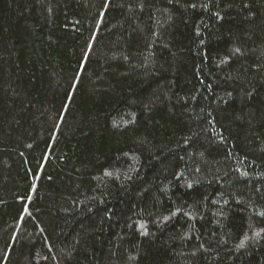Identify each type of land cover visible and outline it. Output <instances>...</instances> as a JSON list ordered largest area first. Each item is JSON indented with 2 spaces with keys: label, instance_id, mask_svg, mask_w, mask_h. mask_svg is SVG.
<instances>
[{
  "label": "trees",
  "instance_id": "obj_1",
  "mask_svg": "<svg viewBox=\"0 0 264 264\" xmlns=\"http://www.w3.org/2000/svg\"><path fill=\"white\" fill-rule=\"evenodd\" d=\"M0 264H264V0H0Z\"/></svg>",
  "mask_w": 264,
  "mask_h": 264
}]
</instances>
